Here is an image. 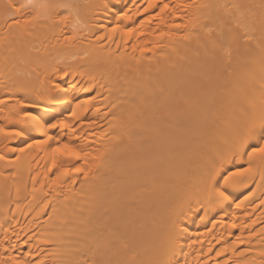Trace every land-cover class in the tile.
<instances>
[{"label":"bare ground","instance_id":"1","mask_svg":"<svg viewBox=\"0 0 264 264\" xmlns=\"http://www.w3.org/2000/svg\"><path fill=\"white\" fill-rule=\"evenodd\" d=\"M24 2L0 0V264H264V158L233 148L260 143L264 0Z\"/></svg>","mask_w":264,"mask_h":264},{"label":"snow or ice","instance_id":"2","mask_svg":"<svg viewBox=\"0 0 264 264\" xmlns=\"http://www.w3.org/2000/svg\"><path fill=\"white\" fill-rule=\"evenodd\" d=\"M9 7H13V5L9 4ZM18 8H31L34 12L33 15H31L29 18L24 19V24H30L34 21L37 20H47L50 18L51 14H52V10L54 9H66L68 10L69 14L71 13V10L73 8L72 3L70 2H64V3H54V4H49L48 0H25V2L23 4H20L18 6H16ZM164 7H167V5H165ZM65 19H67V16L64 17ZM18 22V21H17ZM178 26V25H177ZM115 30V29H113ZM27 115V113H26ZM52 127H56L55 124L51 125ZM256 128H257V124L255 121H251L248 125V127L245 130L244 135L242 136V138L240 139V141L235 144L233 146L234 151L239 152L242 155H246L249 159V161H251L254 157L259 156L261 158H264V121L260 122L259 125V144H249L248 141L251 140L253 137L256 136ZM16 135H20L19 132L15 133ZM53 139L52 136L48 137V140ZM43 143H47V140L42 141ZM247 146V151H243L245 149V147ZM64 149H67L69 152H72V149L68 148V145L65 144L64 145ZM57 152H60L61 149L57 148L56 149ZM0 159H3V157H0ZM77 172L80 171L79 168L76 169ZM246 171H251V167H249L248 169H241L239 172L237 173H233V175H242L244 172ZM212 179H214V176L211 177ZM220 195L226 200L228 199V196L221 192Z\"/></svg>","mask_w":264,"mask_h":264}]
</instances>
